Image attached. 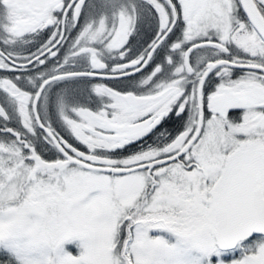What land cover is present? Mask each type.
<instances>
[{
	"label": "snow or ice",
	"instance_id": "obj_1",
	"mask_svg": "<svg viewBox=\"0 0 264 264\" xmlns=\"http://www.w3.org/2000/svg\"><path fill=\"white\" fill-rule=\"evenodd\" d=\"M0 264H264V0H0Z\"/></svg>",
	"mask_w": 264,
	"mask_h": 264
}]
</instances>
